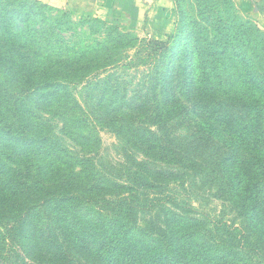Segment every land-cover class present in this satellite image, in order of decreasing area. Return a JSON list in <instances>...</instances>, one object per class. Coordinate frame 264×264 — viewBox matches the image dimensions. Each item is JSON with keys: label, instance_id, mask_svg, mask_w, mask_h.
I'll use <instances>...</instances> for the list:
<instances>
[{"label": "trees", "instance_id": "obj_1", "mask_svg": "<svg viewBox=\"0 0 264 264\" xmlns=\"http://www.w3.org/2000/svg\"><path fill=\"white\" fill-rule=\"evenodd\" d=\"M96 1L0 0V264H264L235 226L264 231V29L234 0H198L191 26L175 0V32L148 40L138 59L158 63L128 98L115 75L138 37L73 39L103 25ZM182 112L223 136L179 137ZM101 129L126 169L102 155ZM212 191L235 209L215 212Z\"/></svg>", "mask_w": 264, "mask_h": 264}, {"label": "rangeland", "instance_id": "obj_2", "mask_svg": "<svg viewBox=\"0 0 264 264\" xmlns=\"http://www.w3.org/2000/svg\"><path fill=\"white\" fill-rule=\"evenodd\" d=\"M40 1L58 10H60L66 2L65 0H40ZM101 1L103 2V0H100L99 4L102 3ZM105 2L111 4V8H113L115 7V5L116 7H118L120 5V2H123V0H121L120 2H118V0H106ZM176 2H178L180 5L183 6L185 13L187 14L185 18L187 19L188 17L189 21L191 22V26H193V21L195 19H198L200 20V22L204 23V21H202L203 18L199 16L198 13L199 12L198 0H178ZM96 6H97V1H96ZM96 6L94 9L93 16L96 17L98 20H100V22H102L103 25L100 24L99 28L95 31L91 30L90 27L88 26H84L81 29H77L76 31L77 35L76 37H73V39L78 40L81 37V39H92L95 41V39L101 40L106 35L108 34L114 35L117 32L130 33L132 35H135V37H138V40L135 43L132 44L131 42L129 44L130 48L128 51L130 52V58L129 61H127V67L126 68L120 67L117 69L115 75L116 81L114 82L118 85L119 90H121L122 92L126 91L127 97L132 98L135 95L136 90L139 89L140 87L139 85L144 84V80L147 79L148 77L147 75H150L154 72L155 66L158 63L157 57H152L151 58L152 61H150L149 63H142L140 59H138L146 55V53H148V51L151 50V47L147 45V42L148 40L153 39L154 37L150 36V34L147 33L146 30L143 27H141V25H139L135 20H132L129 16L124 15V13L120 14L118 11L115 10L108 13L107 12L103 13V11L101 10L102 7L99 8ZM241 11L244 16H249L250 18H253L248 11L246 12L243 11L242 9ZM73 17H74L73 21L75 23L80 22L79 16L74 15ZM178 23H179V15H178L177 24ZM191 26H189L188 29H190ZM37 27L40 28L41 25H37ZM123 51H125V49H123ZM4 52L5 49L0 50V54L1 53L3 54ZM13 57H16V55H14ZM124 62H126V60ZM105 75L106 74L103 73V75L100 76V78L101 77L104 78ZM83 90H84L83 88L78 87L76 88L74 94L80 100L81 104L87 107L88 102H85L86 97L84 96L85 93H82ZM177 99L178 101L184 104L185 103L189 104V99L183 93L182 90L181 91L179 90L177 92ZM89 116L91 118L94 117L92 114H90ZM212 123H213L212 120H208V118L193 112L190 113L182 112L181 114L176 116L175 119L172 121V124L176 128L175 134L178 135L179 137H188L191 134L195 133L196 131L201 130L202 129L201 126L203 125L209 127L211 130L218 132L215 134L218 135L219 137L223 136L221 133L222 128L219 127L218 125L213 126ZM98 138L100 140L99 141L100 149H101L100 151L104 156V158L106 159V161L113 164L117 168L126 169L127 160L122 153L123 150L117 147L118 138L116 134L107 129L104 130L101 129L98 133ZM215 195L217 194H215V192L213 191L208 193L207 204L209 203V207L216 208L215 212L217 213H219V211H226V213H231L230 212L231 209L234 208L232 203L224 201V199L222 198L219 199L217 198L218 196ZM237 225H240V227L246 233L250 242L254 244L259 243L261 245L260 252L264 255V231H261L260 229L261 226L258 225V227L257 226L251 227L248 225V223L246 222L242 223L241 221H236L235 226ZM20 253L22 256L25 255L24 252L20 251Z\"/></svg>", "mask_w": 264, "mask_h": 264}, {"label": "crops", "instance_id": "obj_3", "mask_svg": "<svg viewBox=\"0 0 264 264\" xmlns=\"http://www.w3.org/2000/svg\"><path fill=\"white\" fill-rule=\"evenodd\" d=\"M99 1L97 0L96 7H102L103 13L113 10L118 11L120 14L124 13V15L135 20L154 38H169L177 27L178 12L175 0H123V2L118 0L120 5L118 7L115 5L113 8H111V4L105 2L106 0L101 1L100 4ZM234 1L243 11H248L252 15V19L264 28V0Z\"/></svg>", "mask_w": 264, "mask_h": 264}]
</instances>
